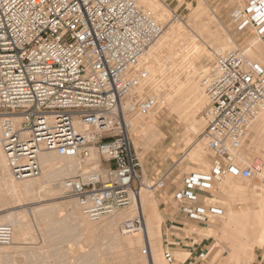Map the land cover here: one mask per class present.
<instances>
[{
  "label": "built area",
  "instance_id": "obj_1",
  "mask_svg": "<svg viewBox=\"0 0 264 264\" xmlns=\"http://www.w3.org/2000/svg\"><path fill=\"white\" fill-rule=\"evenodd\" d=\"M250 1L233 15L264 38V0ZM179 18L174 12L172 21ZM164 30L137 0H0V144L10 173L18 180L41 175L43 152L83 163L97 151V168L65 177L63 188L91 220L130 206L144 182L128 115L166 105L147 93L151 82L141 65ZM214 57L202 81L211 170L185 176L174 195L187 217L200 222L220 213L199 202L200 192L227 175L248 179L261 172L240 160L239 151L264 109V65L235 48ZM167 177L159 175L152 188H165ZM126 223L142 228L144 215ZM13 239L14 227L0 223V245ZM164 257L174 261L169 250Z\"/></svg>",
  "mask_w": 264,
  "mask_h": 264
},
{
  "label": "rangeland",
  "instance_id": "obj_2",
  "mask_svg": "<svg viewBox=\"0 0 264 264\" xmlns=\"http://www.w3.org/2000/svg\"><path fill=\"white\" fill-rule=\"evenodd\" d=\"M198 1L203 4V7L199 9L200 15H197L195 18L190 17L191 11L193 7L197 5ZM198 1L164 0V4L168 5L165 8L169 12V19H171L173 12H177L180 18L183 19V22L190 23L194 31L204 40V43H201V47H199L198 50H191V52H193L192 54L190 53L192 56L189 52L186 54V56L190 55V66H192L193 69L187 66V63H189L188 57L184 59L183 64L185 65L182 64V66H186L190 70H194V68L197 70L195 82L199 81V87L202 88L200 89L204 94L200 100L192 101L189 104V106L195 105L192 111V118L199 122H197L198 128L196 129L197 131L188 130L189 120L186 118V111L188 110L186 107L187 99L184 100L181 97H175L170 103L166 102V105L161 108L155 116L153 115L156 125L153 127L146 125L145 128L147 132L144 138H138V134L133 128L132 138L136 154L141 164L142 180L145 185L147 184L150 186V188L147 189L148 195L153 198L149 212H144L142 210L141 212H144V220L150 219L148 223L155 228H153L152 231L154 239L152 245L156 250L155 254L158 256V264H183L190 256L188 250L189 247L193 245V241L195 242L194 247L200 246L202 248L201 250L200 248L197 249L198 253L195 258L197 264H219L222 262L221 260L229 258L228 256L232 259L230 264H238V262L239 264H251L258 250H261V253L264 252V235H262L264 231V219L260 217V213L264 208V203L260 202L259 196L254 194V192L252 193L251 190L253 184L258 186H260L261 183L264 184V178L261 175L262 170L260 174L255 173L249 180L227 175L222 181L214 183L215 186L213 189L209 191L205 190L199 194V202L201 204L205 205L209 210L212 207L220 210L219 214H209L208 223H197L196 221H189L187 218L180 223L174 224L173 228H170L164 223L163 205L161 202L170 201L173 205V209H180L181 204L175 200L174 192L181 187L184 177L191 173L207 174L210 172L213 163L212 154L206 140L203 138L206 129L204 111L208 105L209 98L202 84L203 78L210 71L214 63V51H218V47H220L218 45H213V42L216 39L220 44L228 45L230 49H234L235 47L231 43L230 35H233L237 41H244L246 38L249 41L257 37V32L252 25L248 26V31L244 32L241 38L240 34H237V37L234 34L237 31L236 29L240 20H236L233 14L236 10L248 7L251 2L250 0ZM189 4H191L190 6L192 7H190ZM247 16L250 17L251 14H245V17ZM164 25L166 30L169 26V21H165ZM251 30L254 31L253 34ZM189 43L193 44L194 41L189 40ZM237 43L242 50L248 45V42L243 45L239 42ZM258 45H261L264 49L263 41H260ZM245 55L252 58L246 52ZM176 68H178L177 71L181 70L179 71L181 73L180 75H178L179 72L176 73ZM176 68L174 69L172 67L173 70H171V72L169 69H167L168 71L166 70V72L169 74V72L172 73L174 71L175 74H169L173 78V84H176L174 82L178 79L175 76L178 75V77L182 79H179L178 82L176 81V85H178L181 83H179V81L184 82V79L186 80L185 77L189 69L183 67L182 70V67L180 68L179 66ZM184 69L187 70L186 73ZM201 71H204V73L200 74L202 73ZM172 78H170V80ZM187 84H189V82H187ZM163 98L165 99V96ZM128 100L130 99L126 101ZM177 107L178 109L174 110ZM136 113L139 112L135 111L129 113L128 119H134ZM151 116L152 115H150L149 118ZM147 118L148 117H146V119ZM257 119L253 121L255 124L252 123V127L249 128L248 131L254 136V140L259 142L264 138L261 129L263 128L261 125L263 124L264 114L259 122L256 121ZM134 122L133 120V127H135ZM246 148H248V150H246ZM245 150L248 155H245ZM261 152V150L257 151L255 146L250 145V139L247 136L243 141L239 156H245L244 160L254 165L260 160L263 165L264 152ZM94 153L92 157L97 158L96 161L98 160V165V163H100V155L97 151H94ZM64 158L66 159L63 160V162L65 161V163L67 162L68 164L69 158L62 157V159ZM91 161H89V163L88 161L86 163L83 162V167L87 168L88 166V170L97 168V165L96 167L94 166L96 162L92 161L93 163L95 162L93 165ZM242 162L241 163L245 165V162ZM90 167H93V169H89ZM84 170H77V168H74L67 177L78 175V172L82 174ZM162 173L169 174L166 187L160 190L152 188L157 176ZM11 177L17 183L22 181L16 179L13 175H11ZM63 177L65 178L66 176ZM32 178L36 180L34 181L36 183L34 186L35 188L31 187L32 192L29 190L30 192H26L27 194L19 193L17 196L16 194L8 195L6 193L4 195L7 196L1 195L3 198L0 197V215H5L1 218L6 219V216H9V220L12 219L14 222L15 236L19 232L15 225H17L19 221L26 224V234L19 238V240H14L15 242L10 245H0V264H148L147 261L151 260V248L148 254L142 252L145 244L147 245L145 239L139 236L141 240L139 242L140 244L137 245V247L134 244V248H129L126 238L124 237H129L133 233L136 234L139 226H128L126 223L128 220L125 218V221L123 220L119 226L115 227L118 231L120 230V234L115 235L113 234L114 226L108 224L113 220L112 218L122 214L121 212H123L124 215L126 213L129 214L132 206L117 210L120 214L115 212L113 213L116 214L114 217L112 214H109L97 221L89 220L81 212L77 200L68 195L65 189L59 188L61 187V180H59L60 182L54 180V184L52 180L51 184L50 181L45 179L46 177H44L43 173L38 176V179H36L37 177ZM64 178L60 179L63 180ZM1 180L0 189L3 188V179ZM57 182H59L58 185ZM247 184L251 187L247 191L248 193L241 191L248 186ZM42 187H46L45 189L47 191L45 190L43 192ZM49 187H51V191L48 190ZM37 188L38 190H35ZM134 202L136 203L135 199L133 200V203ZM231 207H234V210L239 214L246 215L248 211L250 216L248 215L247 218L244 217L245 219L241 217L243 220L240 219V222L229 225L227 221L228 217L226 216L228 213H231ZM104 220H106V222ZM146 221L143 226L144 229ZM0 222L10 224L8 221ZM241 222L243 224H241ZM187 223H190L189 226L186 225ZM133 228H136V230ZM130 230L133 231L129 233ZM141 231L143 232V230ZM141 231L138 232L137 236L139 233H142ZM128 233L130 235H128ZM171 233L177 235L184 245L187 244L188 248H186L183 243L179 244V240L174 241L168 236ZM134 236L133 241H139L135 239L138 237ZM226 237L228 240L224 239ZM231 243L235 245L230 246L232 245ZM171 247H176L177 249L174 250ZM235 247L237 249H235ZM166 250L171 251L174 256V261L172 263L167 262L164 257Z\"/></svg>",
  "mask_w": 264,
  "mask_h": 264
},
{
  "label": "bare ground",
  "instance_id": "obj_3",
  "mask_svg": "<svg viewBox=\"0 0 264 264\" xmlns=\"http://www.w3.org/2000/svg\"><path fill=\"white\" fill-rule=\"evenodd\" d=\"M137 1H138V4L142 8H144V10L149 15H151L153 18H155L161 24L164 25L165 21H169L168 28L164 31V33L160 36V38L146 51V53L143 55V57L141 59V65L144 66L146 68V70L148 71L149 79H150V82H151L150 88L147 91V93L152 94L154 92V94L157 95V96H162L163 95L162 97L165 96V101L168 102V103H170L172 101V99H175V97H181L184 100L187 99L186 107L188 108V110L186 111V116H187L186 118H187V120H189V129L188 130H191V131L192 130H196L198 128V124H197L198 121L195 120L194 118H192V111H193V109H194L193 107L195 105L193 104V106L192 105L189 106V104L192 101L200 100V98L204 94L201 91L202 88L199 87V81L195 82V80L197 78V73H196L197 70L195 68H194V70H192L193 68H192V66H190L191 65V61H190L191 59L189 60V56L193 53V52H191V50H193V49L198 50V48L201 47V43L202 42L204 43V40L194 31V29L190 26V23H184L183 19H181V18H179V20L172 21V17L171 16H170L171 19H169V12L165 8L168 5L164 4V0H137ZM190 5L191 4H189V6ZM190 7H192V6H190ZM202 7H203L202 2L198 1L197 5L195 7H193V10L191 11L192 13L190 12L191 13L190 17L195 18L197 15H200V10L199 9H201ZM170 14H172V13H170ZM253 28L255 30H257V27L253 26ZM230 39H231V41H232L231 43L233 44L235 49L242 51L244 54H245V52L248 53L252 57V59L260 62L262 65L264 64V49H263V47L261 45H258V44H260V41L264 42L263 35H261L260 33L257 32V37L254 40H249L248 41V45L243 49L244 51L240 48V46L238 45L237 41L234 39V37L232 35H230ZM189 40H193L194 43H196V44H194V43L190 44ZM213 45L220 46V47H218V51H223L224 52V51H227V50H231L228 45L220 44L216 39L213 42ZM188 52H189V54L190 53L191 54L189 56L188 55L186 56V54H188ZM185 57H188L187 59L189 60L190 64L187 63L188 61L186 63L188 64L187 66H190L189 68H192L191 70L189 68H187L186 66H182V64L184 62V59H186ZM192 62H195V61H192ZM183 65H185V64H183ZM178 66L180 68L182 67V70H183V67H185V69H189V71L184 69L185 73L187 71L186 77L184 76L186 78V80L184 79V82L183 81H179V83L180 82L181 83L176 85L178 80L181 79V78L178 77V75L181 74L179 72L181 70L177 71L178 68H176V67H178ZM172 67L174 69L176 68V71H177V72L175 71L176 73L179 72L177 76L174 75L175 77L178 78V79L175 78V79H177L176 80L177 82L174 80L175 81L174 83H176V84L172 83L173 82L172 81L173 78L169 75V74H172V73L175 74L174 71L172 73H170L171 70H173ZM167 69L170 70L169 74H168V72H166ZM201 72L202 73H200V74L204 73V71H201ZM180 77H182V76H180ZM170 78H172V79L170 80ZM200 80H202V79H200ZM187 82H189V84H187ZM186 84H187V86H186ZM139 92H142V90H139ZM129 106H130V103H129V101H127L125 103V107L127 108ZM177 109H178V107L176 109H174V110H177ZM159 110L160 109L157 108L156 110L152 111L148 115H144V114L139 112V113H136V116L134 117V119H132V120L129 119L130 122L132 123V131H133V128H134L135 131L138 134L137 135L138 138L139 137H143L144 138V136L146 135V132H147V130L145 128L146 125H148L149 127H153V126L156 125L155 122H154V116L158 113ZM263 114H264V109L259 111V113H258V115L256 117V119L257 118L258 119L256 121L259 122L261 117L263 116ZM150 115H152V116L149 118ZM146 117H148V118L146 119ZM133 120L135 121L134 122L135 127H133ZM253 124H255V123H253ZM261 126L263 127L261 129H262V132L264 134V120H263V124ZM251 127H252V124L249 126V128H251ZM249 132L250 131L246 132V137L247 136L249 137L250 145L251 146H255L257 151L261 150L262 152H264V138L262 140H260L259 142H257L256 140H254V136H252ZM1 134H2V131H1V118H0V137H1ZM244 145H245V142H244ZM244 145H243V147H244ZM246 150H248V148H246ZM246 150H245V153H246ZM94 154H96V153H94ZM94 154H93V156H94ZM245 155H248V154L246 153ZM62 157L63 156H60V155L56 154L55 151L43 152L42 154H40V164H41V168H42V173H43L44 177H46L45 179H47L50 182L53 180V184H54V180L55 181L56 180H58V181L61 180V183H60L61 187L58 186L60 189L63 188L62 179H60V178H64L63 176H66V177L69 176V174H71L70 173L71 170L74 169V168H77V170H80V169L84 170V169L88 168V166H87V168H84L80 161L75 160L73 158H69L70 160L68 159V164H67V162L66 163H65V161L63 162V160H65L66 158L62 159ZM244 157L240 155L239 159L240 160H244ZM93 158H95V157H91L87 161H88V163L91 160L95 161L96 164H95V162L94 163L92 161L91 162L93 163V165L95 164L94 166L96 167L98 160L96 161L97 158H95V159H93ZM69 161H71V162H69ZM256 165L261 168V170H262L261 175L264 178V163L262 165V161L258 160ZM93 167L92 168L90 167L89 169H93ZM88 171H90V170H88V169L84 170L82 174H84V173H86ZM75 172H77V171H75ZM77 174H80V173L78 172ZM11 175L12 174L10 173V170H9V167H8V164H7V160H6L3 148H2V146L0 144V176H1V179H3V182H2L3 188L0 189V197H1V195L7 196V195H4L6 193L8 195L9 194H14V195L16 194V196H17L19 193L20 194L21 193L27 194L26 192H28L29 190H31V192H32V188L31 187H34L35 184H36L34 182V181H36L34 178L23 179L21 182H18L19 183L18 184L17 182H15L13 180ZM36 179H38V176H37ZM241 179H244V178H241ZM245 180H249V178L245 179ZM59 182H57V185L59 184ZM51 184H52V182H51ZM51 184L49 183L50 186H52ZM244 187H242V188H244ZM34 188H33V191H34ZM45 188H43V192L46 190ZM52 188H53V186H52ZM149 188H150V186L147 185V184L146 185L143 184V186L140 188V191L136 195V198H135L136 203L134 202L133 204L130 205V207L132 206V209L130 211L131 213L129 212V214L126 213L127 215L126 214L124 215L123 212H121L124 215L123 216L118 211H116V212H118L120 214L119 216H115L116 214H112V216L113 217L115 216V218H112L113 220H111V222H110L111 224L110 223H108V224L110 226H114L113 234H115V235L120 234V232H119L120 230L118 231V229H116L115 227L119 226L120 223L123 220L125 221L126 220L125 218H127V220H131V219L135 218L138 214H143L144 212H149L150 207H151V202L153 201L152 196L148 195V190L147 189H149ZM250 188L251 187L248 185L247 187L244 188L245 191L244 190H241V191L247 192ZM39 189H41V188H39ZM35 190H38V188L35 189ZM48 190L51 191V187H49ZM251 190H252V193L254 192V194H257L259 196L258 197L259 201L264 203V184L261 183L260 186H258L256 184H253V188H251ZM62 192H64V191H62ZM45 194H47V193H45ZM49 195H52V194H49ZM253 195H251V196H253ZM3 196L1 198H3ZM70 202H71V200H70ZM234 209H235L234 207H231V213H228L227 216H226V217H228L227 221H228L229 225L232 224V223L236 224V222H240V219H242V218L245 219L244 217L247 218V216L249 215L248 211H247L246 215H244V214H239ZM141 210L144 211V212L142 213ZM4 216L0 215V221H8L13 226L14 222L12 221V219L9 220L10 219L9 216H6L7 220L6 219H2L1 217H4ZM224 216H225V214H224ZM260 217L262 219H264V208L262 209V212L260 213ZM146 220H144V225H145V221ZM149 220L146 221L145 229L143 227H142L143 229L138 227L137 231L139 232V231L143 230V232L141 231L142 233H139L138 236H137L138 232L136 234L133 233L136 237H138V238H135V239H138L139 241H137V240L133 241L134 240V238H133L134 235L133 234H131V236H129V237H126V236H124V237L126 238V242H127L128 246H129V248H134L133 247L134 244L136 245V247H137V245L140 244L139 242L141 240L139 239V236H141L143 239H145L147 241V245L149 247V251H150V248H151V251H150L151 260L147 261L148 264H158L157 263V257L158 256L155 254L156 250L153 248V245H152V241L154 240L152 231H153L154 227H152L148 223ZM104 221L106 222V220H104ZM109 221H107V222H109ZM102 223H103V221H102ZM206 223H208V221ZM105 224H107V223H105ZM241 224H243V223L241 222ZM15 226H17L19 232L16 234V236H15V232H14L13 242H15L14 240H19V238H21L23 235L26 234V224H24L22 221H19L18 224L15 225ZM159 228H160V226H159ZM139 229H141V230H139ZM134 230H136V228ZM131 231H133V230H130L129 233ZM129 233H128V235H130ZM262 235H264V231H263ZM224 239H227V237L224 238ZM234 245L232 244L230 246H234ZM235 249H237V248L235 247ZM142 252H143V249H142ZM228 257L229 258H227L225 260L223 259L224 261L221 260L222 262L219 263V264H230L232 262L231 261L232 259L230 258V256H228ZM238 264H239V262H238Z\"/></svg>",
  "mask_w": 264,
  "mask_h": 264
},
{
  "label": "crops",
  "instance_id": "obj_4",
  "mask_svg": "<svg viewBox=\"0 0 264 264\" xmlns=\"http://www.w3.org/2000/svg\"><path fill=\"white\" fill-rule=\"evenodd\" d=\"M248 26L249 25H245V26H243V27H240V25L238 24V26H237V31L234 33L235 35H236V37H237V34H240V38L242 37V35H243V33L244 32H246V31H248ZM251 33L253 34L254 33V31L253 30H251ZM233 36V35H232ZM239 38V37H238ZM235 39V38H234ZM236 40V39H235ZM237 41V40H236ZM237 42H239L240 44H245V43H247L248 42V39L246 38V40H244V41H240V40H238ZM250 58V57H249ZM250 59H252V58H250ZM252 60H254V59H252ZM255 61V60H254ZM256 62H258V61H256ZM163 174H165V173H162L161 175H163ZM167 174V176H169V174L168 173H166ZM159 176V175H158ZM157 176V177H158ZM168 178V177H167ZM185 178V177H184ZM168 180V179H167ZM183 183V182H182ZM182 186V185H181ZM214 184L211 186V188L210 189H213L214 188ZM210 189H208L207 191H209ZM177 190V189H176ZM176 190H175V192H176ZM175 192H174V194H175ZM202 192H200L199 194H201ZM162 198V197H161ZM161 204L163 205V218H164V223L167 225V226H169L170 228H173V226H174V224H176V223H180V222H182L184 219H188L189 221H193V222H200V221H197V220H194V219H190V218H188L187 217V215L183 212V210L181 209V206H180V209H178V210H176V209H173V205H172V203L170 202V201H164V202H161ZM181 204V203H180ZM189 224L190 223H187L186 225H188L189 226ZM168 236H170L174 241H178V243L179 244H182L183 242H182V240H180V238L177 236V235H175L174 233H171L170 235H168ZM170 243V242H169ZM174 243H176V242H174ZM192 244L193 245H191V247H189V250H188V252L190 253V256L184 261V263L183 264H197L196 262H195V258L197 257V253H198V251H197V249L198 248H200V250L202 249L200 246H198V247H194L195 246V242L193 241L192 242ZM183 245H184V243H183ZM184 246H186V248H188L187 247V244H185ZM188 246H190V245H188ZM172 249H177L176 247H171ZM251 264H264V252L263 253H261V250H258V252L256 253V255H255V258H254V260L251 262Z\"/></svg>",
  "mask_w": 264,
  "mask_h": 264
}]
</instances>
